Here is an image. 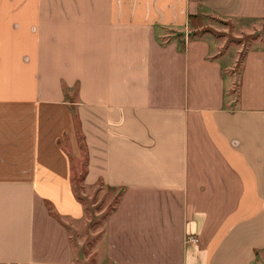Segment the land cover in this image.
<instances>
[{"label": "crops", "instance_id": "obj_1", "mask_svg": "<svg viewBox=\"0 0 264 264\" xmlns=\"http://www.w3.org/2000/svg\"><path fill=\"white\" fill-rule=\"evenodd\" d=\"M209 14L264 0H0V264H78L67 142L84 187L121 191L112 264H264V47L232 71L191 36Z\"/></svg>", "mask_w": 264, "mask_h": 264}, {"label": "rangeland", "instance_id": "obj_2", "mask_svg": "<svg viewBox=\"0 0 264 264\" xmlns=\"http://www.w3.org/2000/svg\"><path fill=\"white\" fill-rule=\"evenodd\" d=\"M193 32L191 36L202 35L213 39L220 46V52L228 64H232V71H240L244 53L249 48L264 47V19L262 18H234L225 19L212 14L201 16L191 22ZM194 26H198L197 29ZM163 37L161 40L166 41ZM238 62V63H237ZM237 63V64H236ZM230 71V68L227 69ZM77 89H72L68 95L76 98ZM78 126V123H77ZM81 147L82 135L79 133ZM68 151L72 155V165L75 174L74 188L85 206V216L82 219H68L66 224L74 251V260L78 264H112L105 252L102 251L101 240L105 229V220L112 212L121 194L120 189L105 186L84 187L82 173L86 165V153L76 158L67 142ZM70 148V149H69ZM83 153V152H82ZM257 262H260L258 259Z\"/></svg>", "mask_w": 264, "mask_h": 264}, {"label": "trees", "instance_id": "obj_3", "mask_svg": "<svg viewBox=\"0 0 264 264\" xmlns=\"http://www.w3.org/2000/svg\"><path fill=\"white\" fill-rule=\"evenodd\" d=\"M63 87H64V91H65V95H66V98L67 99H69L70 101H74V99L73 98H71L69 95H68V93L72 90V89H77V86L75 87V88H69V87H67V85H63Z\"/></svg>", "mask_w": 264, "mask_h": 264}, {"label": "built area", "instance_id": "obj_4", "mask_svg": "<svg viewBox=\"0 0 264 264\" xmlns=\"http://www.w3.org/2000/svg\"><path fill=\"white\" fill-rule=\"evenodd\" d=\"M189 242H197L198 241V237L194 234V233H190L188 235V239Z\"/></svg>", "mask_w": 264, "mask_h": 264}]
</instances>
